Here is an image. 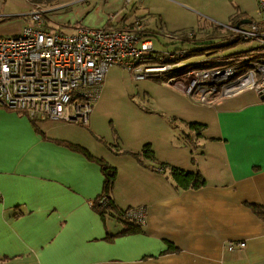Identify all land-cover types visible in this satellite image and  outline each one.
Instances as JSON below:
<instances>
[{
    "label": "crops",
    "instance_id": "1",
    "mask_svg": "<svg viewBox=\"0 0 264 264\" xmlns=\"http://www.w3.org/2000/svg\"><path fill=\"white\" fill-rule=\"evenodd\" d=\"M36 1L49 9L50 30H125L138 19L170 51L186 46L180 37L185 33L201 38L214 29L247 30L259 19L257 0H0V36L20 34ZM177 94L186 107L188 95ZM188 97L191 113L176 119L177 137L155 123L159 142L151 136L124 142L116 161L92 137L101 97L85 127L34 125L23 114L0 109V264H264V221L246 205L264 210V99L254 90L202 105ZM148 111L141 114L158 112ZM146 144L154 161L134 156ZM69 145L117 169L113 200L122 210H144L143 232L117 235L126 226L115 218L102 221L93 211L103 185L100 165ZM160 163L198 171L206 186L178 190L168 170H156ZM107 235L117 236L108 241ZM236 241L245 247L228 251L226 244ZM168 243L177 251H168Z\"/></svg>",
    "mask_w": 264,
    "mask_h": 264
},
{
    "label": "built area",
    "instance_id": "2",
    "mask_svg": "<svg viewBox=\"0 0 264 264\" xmlns=\"http://www.w3.org/2000/svg\"><path fill=\"white\" fill-rule=\"evenodd\" d=\"M257 6L259 23H252L247 30H236L238 34L233 38L254 40L258 46L237 60L241 66L233 63L234 72L209 71L202 75L187 71L195 78L183 89L188 96L201 104L245 90L264 97V0H257ZM42 7L31 6L20 34L0 36V107L20 112L32 121L87 126L106 73L112 67H125L139 81L152 73L179 71L187 66L176 62L185 56L181 51L168 55L170 63L145 61L147 56L158 53L140 35L139 23L128 32L80 27L72 34L63 33L47 27L49 12ZM129 216L142 221L143 211L132 210ZM244 247L242 241L227 244L228 251Z\"/></svg>",
    "mask_w": 264,
    "mask_h": 264
},
{
    "label": "rangeland",
    "instance_id": "3",
    "mask_svg": "<svg viewBox=\"0 0 264 264\" xmlns=\"http://www.w3.org/2000/svg\"><path fill=\"white\" fill-rule=\"evenodd\" d=\"M33 5H39L42 7L44 4L42 1H36V3L32 4V6ZM42 8L49 11V9L45 6ZM259 21L260 18L256 22L259 23ZM135 23H139V25L142 27V32H140V35L145 36L147 31L144 27L143 21L138 19L131 23L127 29L120 31H131L134 29ZM104 29L113 30L115 28L108 26ZM237 34L238 33L235 31L223 33L221 30L214 29V31L212 30V33L198 38V35L193 34L192 32L185 33L180 37L183 41H185L186 46L183 45L180 47V49H174L172 51H170V47L163 45L162 42L164 38H161L162 40L160 45L157 43L156 39H152L154 41L155 47H153L151 38H146L151 43L153 51L159 52L158 54L161 55L163 59L162 61H164V58L170 59L168 55L171 52L181 51L185 53V56H181L183 58H178L179 60L176 62H180L181 64H186L189 66L194 60L198 61L197 63H202L204 65L194 67V70L192 71L201 73L203 75L209 71H214L217 73H227L230 71L234 72L235 67H233V63H235V65L241 66L239 64L240 62L237 60L241 59L240 57L245 56L248 51L232 53L231 55H226L225 53L232 52L233 50H231V48L239 49L245 46L250 48L252 43H255L253 46L254 48L258 46V43L254 40L240 41V43L234 44L235 38L233 37H236ZM209 38H211L209 42L201 44L203 41H207ZM222 41H230L228 46L224 47L228 49L224 50V48H217L216 46H213V43H221ZM193 48L195 49L192 50ZM185 71L186 70L183 69L181 71H168L163 74L152 73L149 74L147 78L139 81L134 80L133 73L125 69V67H112L107 71L103 84L104 90L102 88V93L99 95L101 100L100 98L98 99V101L100 100L99 106H97L95 109V114L92 116L95 117L93 128L96 129L94 130L92 137L96 142L101 144V149L105 151L104 155L106 157H108L110 160L116 161L117 156L115 151L118 147H121L122 143L124 142L126 144L135 142L139 143L147 136H151L152 141L159 142V135L162 134H157V131H155V123H164L167 129L172 131L171 136L174 135L177 137L176 133L179 132L176 129V119H178V116L182 118L186 113H191L188 110L191 99L188 96L185 97L187 101V106L185 107L183 99L181 96H179V94H177L184 91L183 89H186L195 79H192L193 77H191L193 76V73L188 74V72ZM165 74L172 75V77L168 80L167 78L163 77ZM202 86L203 88L207 87L205 84H202ZM191 98L193 99V97ZM216 99L220 98L218 97ZM200 105L202 104L200 103ZM150 109H156L158 112H156L155 115L141 114L143 112L150 113V111H148ZM3 110L7 111L6 109ZM13 113L16 116H22V114L17 112ZM91 113L92 110L90 111V115ZM60 123L76 124V122ZM76 125H79V123ZM91 125L92 119L90 121V127ZM163 136L168 135L163 134Z\"/></svg>",
    "mask_w": 264,
    "mask_h": 264
},
{
    "label": "trees",
    "instance_id": "4",
    "mask_svg": "<svg viewBox=\"0 0 264 264\" xmlns=\"http://www.w3.org/2000/svg\"><path fill=\"white\" fill-rule=\"evenodd\" d=\"M142 37H148L152 39L155 37V34L151 35L148 32H146L145 36H142ZM239 42L240 40L235 39L234 44H238ZM194 49L195 48H193L192 50ZM147 58L148 59L145 61L150 62V63H156V62L157 63H170L172 62L171 59H168V58H164V61H162L163 59L158 57V55L157 56L149 55ZM177 60L179 59H176V61ZM199 65H202V64H199ZM199 65H196V66H199ZM196 66L189 65L186 68L183 67V69L186 70L185 72H187V71L193 70L194 67ZM1 108L6 109L7 111H10V112H17V111L9 110L4 107H0V109ZM17 113L22 114L20 112H17ZM32 122L34 125H36L38 121H32ZM189 126L194 131H200L197 124H190ZM69 148L73 151L83 154L84 156L88 158H91L92 160L95 159L96 163L100 165V171L103 176V185H102V191L100 195L95 199L92 205L93 211L98 214V216L102 219V221H105L106 218H115L118 222H121L122 224H124L126 226V229L122 230L117 235L125 236V235H130V234H139L143 232L142 230L143 228L142 226L144 224L143 220L138 221L137 219H134L129 216V213L132 210H142V209L141 208H133V209L128 208L126 210H122L115 204L113 200L112 194H113L114 183L117 178V169L115 167L110 166L107 162L103 160L92 157L90 153L83 147H80L78 145H69ZM134 156L137 159H140L141 161H145V160L154 161L156 159L154 151L149 144L144 145L141 152H139L138 154H134ZM156 170L160 172L161 171L164 172L168 170L169 175L175 187L178 190H182V191L183 190H197L199 188L206 186V181L204 177L198 171H193V172L186 171V170L179 169L177 167L166 165L164 163L162 164L160 163ZM246 205L257 217H259L262 221H264V210L260 206L253 205V204H246ZM142 211H143V218H144V210ZM117 235H107L106 240L112 241ZM229 243H235V242H229ZM227 244H226V249H227ZM237 249H240V248H237ZM168 251L175 252L177 251V248H175L172 244H169Z\"/></svg>",
    "mask_w": 264,
    "mask_h": 264
},
{
    "label": "water",
    "instance_id": "5",
    "mask_svg": "<svg viewBox=\"0 0 264 264\" xmlns=\"http://www.w3.org/2000/svg\"><path fill=\"white\" fill-rule=\"evenodd\" d=\"M237 28H238V26H237ZM262 99H264V97H262Z\"/></svg>",
    "mask_w": 264,
    "mask_h": 264
}]
</instances>
